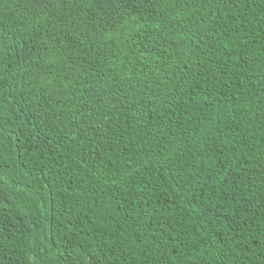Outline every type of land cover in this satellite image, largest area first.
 Returning a JSON list of instances; mask_svg holds the SVG:
<instances>
[{
    "label": "trees",
    "instance_id": "trees-1",
    "mask_svg": "<svg viewBox=\"0 0 264 264\" xmlns=\"http://www.w3.org/2000/svg\"><path fill=\"white\" fill-rule=\"evenodd\" d=\"M0 264H264V0H0Z\"/></svg>",
    "mask_w": 264,
    "mask_h": 264
}]
</instances>
